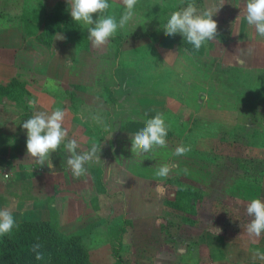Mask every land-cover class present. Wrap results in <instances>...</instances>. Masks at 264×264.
<instances>
[{
  "label": "rangeland",
  "instance_id": "1",
  "mask_svg": "<svg viewBox=\"0 0 264 264\" xmlns=\"http://www.w3.org/2000/svg\"><path fill=\"white\" fill-rule=\"evenodd\" d=\"M55 1L0 0V17L11 23L22 15L32 19L50 12ZM181 1L138 0L134 20L114 34L124 38L118 59L110 40L93 47L74 36L57 40L56 34L42 43L52 48L58 71L70 62L78 70L93 69L87 90H74V103L61 86L58 105L65 112L74 106L71 113L81 115L76 123L88 136L77 139V152L93 145L97 151L85 164L86 173L76 177L67 166L71 154L65 141L51 153L54 171L38 164L25 172L24 181L8 182L12 201L1 208H10L15 222L43 220L78 237L91 264H264V233L253 238L246 231L247 204L264 202V148L251 139L264 132V37L247 25L245 0H202L196 6L212 8L218 34L191 53L181 35L163 32L171 13L186 7ZM108 2L107 16L118 23L124 7L120 0ZM17 22L10 25L18 33L36 37L42 31ZM23 101L27 108L29 100ZM128 104L130 111L121 112ZM112 113L122 114L111 122L127 119L123 132L108 134ZM157 113L165 118L167 146L141 156L131 153L132 136ZM180 145L191 150L175 156ZM166 163L175 168L158 177ZM178 186L202 193L196 215L189 216L193 225L181 220L187 214L165 205ZM125 220L130 224L116 258L115 227Z\"/></svg>",
  "mask_w": 264,
  "mask_h": 264
},
{
  "label": "clouds",
  "instance_id": "2",
  "mask_svg": "<svg viewBox=\"0 0 264 264\" xmlns=\"http://www.w3.org/2000/svg\"><path fill=\"white\" fill-rule=\"evenodd\" d=\"M138 0H120L124 7L117 23L114 16H98L109 8L108 0H67L68 11L72 21L82 23L87 28V38L93 47L105 45L118 28H125L134 20V9ZM220 8L215 10V13ZM244 19L250 28H253L260 37H264V0H245ZM93 14L96 18L93 19ZM240 15V14H239ZM238 15V16H239ZM212 8L201 11L193 2L171 13L164 25L165 36L179 34L183 39L199 50L207 41L217 37V23L213 19ZM237 16V17H238ZM64 37L58 34L57 40ZM36 102L30 100L28 107H35ZM66 112L56 108L50 113L39 111L24 120L21 127L26 130V152L27 156L33 158L35 163L46 166L54 171L51 160V153L55 152L67 138V131L63 127ZM168 128L162 113L145 120L144 127L137 131L131 138V153L141 156L154 147L164 148L167 146L166 136ZM79 145L75 139H68L65 143L66 150L71 154L67 159V166L73 176L79 177L86 173L85 164L91 162L96 154V147L93 145L90 151L77 152ZM191 149L189 146H177L174 155L183 156ZM175 168V164L166 163L159 166L156 175L166 178ZM4 180L9 178L3 174ZM156 191L163 193L161 185H156ZM246 213L251 218L246 225L249 236L259 238L264 233V202L260 199H252L247 204ZM15 226V219L10 208H0V236L8 234ZM218 229V233H219ZM40 245H32V252L37 260L43 259L39 251ZM259 255V253H256ZM264 259V256L261 257Z\"/></svg>",
  "mask_w": 264,
  "mask_h": 264
},
{
  "label": "crops",
  "instance_id": "3",
  "mask_svg": "<svg viewBox=\"0 0 264 264\" xmlns=\"http://www.w3.org/2000/svg\"><path fill=\"white\" fill-rule=\"evenodd\" d=\"M57 1L59 0H56L55 3ZM63 1L67 2V0ZM18 20L21 21L20 18ZM18 20H13V22L15 23ZM13 22L11 23L7 18L0 17V83L4 84L12 78L26 81L29 94L26 96L21 93L20 97L25 102L27 100H34L36 102L35 107L29 109L31 116L35 112L44 111L50 113L59 108L58 99L62 97L61 93H59L61 86L63 89L64 86L68 85L82 86L87 90V83L90 80L89 75L93 73V69L90 71L86 69L85 71L79 68L78 70L77 65L70 62L58 71L56 63H54L55 58L51 51L52 48L40 43L34 36V33L24 34L22 29L18 33L15 27H11L10 25ZM20 23L22 25L20 28H23L24 24ZM71 72L78 73L79 76H74ZM114 98L117 97L114 96ZM180 98H178V101L186 105L184 103L186 101L183 98L180 100ZM129 106L128 104L125 108L120 109L121 112L130 111ZM19 108L8 95L0 94V195L5 196L7 201L11 199L7 193L8 182L24 181L26 179L24 177L25 172L30 171L32 166L38 165V163L34 162L33 158L27 156L26 130L21 127L24 120ZM121 114L119 113V115ZM117 115L118 113H112L108 118V134L116 131L123 132L125 128L127 119L125 121L111 122ZM77 119L81 120V115L72 114L70 109L66 111L63 124V127L67 131L66 142L68 139H75L77 141L79 137H81L80 141L82 142L88 136L85 127L81 126V124L77 125ZM115 148L122 150L119 146ZM53 153L55 154V152ZM3 174H8L9 178L4 180ZM183 263L193 264L192 261H185Z\"/></svg>",
  "mask_w": 264,
  "mask_h": 264
},
{
  "label": "trees",
  "instance_id": "4",
  "mask_svg": "<svg viewBox=\"0 0 264 264\" xmlns=\"http://www.w3.org/2000/svg\"><path fill=\"white\" fill-rule=\"evenodd\" d=\"M202 0H182L180 6H187L189 2L198 5ZM123 8V6H122ZM108 9L102 16H107ZM24 26L31 24L33 28H41L42 31L36 35V39L40 43L48 44L47 36L60 34L66 37L74 36L89 41L87 38V28L81 23L72 21L68 11L66 1H57L50 12L38 13L34 18L29 15L20 17ZM153 36V33L150 34ZM115 44L114 56L118 59L121 55V46L124 38L121 35H113L109 39ZM184 44V45H183ZM183 46L191 53H195L192 45H187L186 41ZM67 90L64 87L65 94L71 103H74L76 96L74 90L85 92L86 88L82 86L71 85ZM29 94L26 81L12 78L6 83H0V94L8 95L18 107L24 110L21 113L23 120L31 117L29 107L23 108L24 102L21 100V92ZM17 93V94H15ZM24 94V93H23ZM111 95V92H110ZM112 99V102H115ZM71 112H76L74 106L70 107ZM263 135H260L262 134ZM255 132L251 135V139L255 146L264 148V132ZM103 141V137L99 138V143ZM101 174V170H100ZM203 199L202 193L193 190L189 187L178 186L173 194V197L165 200V205L175 211L182 212L188 216L181 218L183 223L193 225L195 220L189 216H195L197 213L196 205ZM7 198L0 195V208L6 202ZM130 222L125 220L122 225L115 227L117 230L116 236L112 244V254L118 258V250L122 247V236L125 234L126 227ZM39 244V251L43 254L42 260H37L32 252V245ZM0 264H91L88 251L80 244L78 237L66 236L57 230L47 221L29 220L15 222V226L8 234L0 236Z\"/></svg>",
  "mask_w": 264,
  "mask_h": 264
}]
</instances>
